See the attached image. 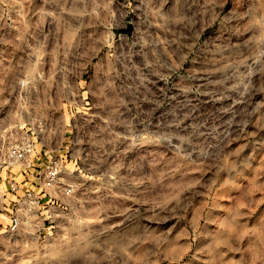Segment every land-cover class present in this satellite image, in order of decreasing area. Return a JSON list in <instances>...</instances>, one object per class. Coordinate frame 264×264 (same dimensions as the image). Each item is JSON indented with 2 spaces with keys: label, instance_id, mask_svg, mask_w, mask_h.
<instances>
[{
  "label": "rangeland",
  "instance_id": "374dc122",
  "mask_svg": "<svg viewBox=\"0 0 264 264\" xmlns=\"http://www.w3.org/2000/svg\"><path fill=\"white\" fill-rule=\"evenodd\" d=\"M28 134L75 192L19 232L0 198V264H264V0H0Z\"/></svg>",
  "mask_w": 264,
  "mask_h": 264
},
{
  "label": "built area",
  "instance_id": "2783aa9c",
  "mask_svg": "<svg viewBox=\"0 0 264 264\" xmlns=\"http://www.w3.org/2000/svg\"><path fill=\"white\" fill-rule=\"evenodd\" d=\"M28 129H34V125ZM37 142L38 137L28 134L18 144L0 150L1 209L14 232L39 229L45 224L44 209L53 207L58 195L72 196L75 192L64 175L63 162L68 160V153L51 155L42 144L37 151Z\"/></svg>",
  "mask_w": 264,
  "mask_h": 264
},
{
  "label": "bare ground",
  "instance_id": "6f19581e",
  "mask_svg": "<svg viewBox=\"0 0 264 264\" xmlns=\"http://www.w3.org/2000/svg\"><path fill=\"white\" fill-rule=\"evenodd\" d=\"M31 82V81H30Z\"/></svg>",
  "mask_w": 264,
  "mask_h": 264
}]
</instances>
